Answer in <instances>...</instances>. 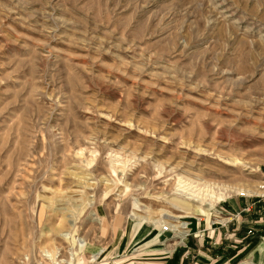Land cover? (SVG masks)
<instances>
[{
    "label": "rangeland",
    "instance_id": "rangeland-1",
    "mask_svg": "<svg viewBox=\"0 0 264 264\" xmlns=\"http://www.w3.org/2000/svg\"><path fill=\"white\" fill-rule=\"evenodd\" d=\"M174 243L264 264V0H0V264Z\"/></svg>",
    "mask_w": 264,
    "mask_h": 264
},
{
    "label": "crops",
    "instance_id": "crops-1",
    "mask_svg": "<svg viewBox=\"0 0 264 264\" xmlns=\"http://www.w3.org/2000/svg\"><path fill=\"white\" fill-rule=\"evenodd\" d=\"M155 241L158 242L159 240L156 239ZM160 244L159 245L157 244L155 248L152 250V252H149L151 254V257H149L148 259H145L146 261H144L143 264H184V262H186L183 260V258H181V251H178L181 248L180 247L181 244L174 243L173 248L171 249L160 248L159 247ZM176 252L177 254L175 255L174 253ZM217 259H220V257Z\"/></svg>",
    "mask_w": 264,
    "mask_h": 264
},
{
    "label": "bare ground",
    "instance_id": "bare-ground-1",
    "mask_svg": "<svg viewBox=\"0 0 264 264\" xmlns=\"http://www.w3.org/2000/svg\"><path fill=\"white\" fill-rule=\"evenodd\" d=\"M241 191V190H240ZM211 192V191H210ZM209 192V194H205L206 196H207V201L208 202H212V203H214V202H216V201H222L223 199H224V197H225V195L223 194V193H215L214 191L212 192V193H210ZM241 193H247L248 194V192H241ZM200 197V196H199ZM196 198H198V197H196ZM200 200H204L205 201V199H202V198H200ZM199 200V201H200ZM181 226H183V225H181ZM183 229V228H182Z\"/></svg>",
    "mask_w": 264,
    "mask_h": 264
},
{
    "label": "built area",
    "instance_id": "built-area-1",
    "mask_svg": "<svg viewBox=\"0 0 264 264\" xmlns=\"http://www.w3.org/2000/svg\"><path fill=\"white\" fill-rule=\"evenodd\" d=\"M164 230H166V228Z\"/></svg>",
    "mask_w": 264,
    "mask_h": 264
}]
</instances>
